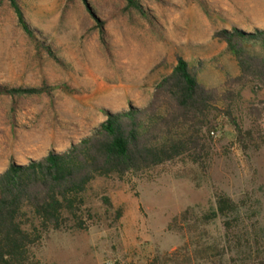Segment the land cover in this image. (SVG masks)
I'll return each instance as SVG.
<instances>
[{
    "label": "rangeland",
    "instance_id": "obj_1",
    "mask_svg": "<svg viewBox=\"0 0 264 264\" xmlns=\"http://www.w3.org/2000/svg\"><path fill=\"white\" fill-rule=\"evenodd\" d=\"M139 1L151 22L129 11L125 0H22L36 40L18 26L10 4L0 1V84L54 88L51 95L18 100L0 96V173L12 163L27 165L69 149L105 122L108 112L146 106L179 56L196 68L202 85L225 93L228 77L236 79L241 70L215 35L264 30V0ZM233 117L254 131L248 149L223 115L205 168L179 162L132 184L97 179L87 200L100 222L89 231L47 234L35 249L41 264H154L158 256L160 264L189 257L196 264V242L223 246L222 220L192 236L168 226L188 209L215 211L218 194L256 223L264 247V90L249 84L235 100Z\"/></svg>",
    "mask_w": 264,
    "mask_h": 264
},
{
    "label": "trees",
    "instance_id": "obj_2",
    "mask_svg": "<svg viewBox=\"0 0 264 264\" xmlns=\"http://www.w3.org/2000/svg\"><path fill=\"white\" fill-rule=\"evenodd\" d=\"M0 1L10 4L18 26L36 40V31L25 17L22 0ZM125 1L129 11L152 21L139 0ZM215 37L227 44L241 70L236 79L228 77L229 89L225 93L202 85L196 68L179 56L172 72L156 85L146 106L121 113L108 112L105 122L69 149L51 152L27 165L12 163L0 173V264H41L35 249L47 234L89 231L96 226L100 220L88 206L87 195L97 179L117 178L132 184L179 162L205 168L223 115L232 122L237 141L248 149L249 142L254 141V131L237 123L233 105L249 84H253L255 91L264 90V30L253 33L224 30ZM100 39L107 48L103 27ZM257 47L262 53L256 52ZM47 51L51 54L50 49ZM53 90L47 85L10 88L0 84V96L16 100L51 95ZM253 114L259 119L262 110L254 109ZM216 198L215 211L197 214L192 209L185 210L171 221L168 230L200 235L221 219L223 246L196 242V264H264V247L255 232L256 223L250 217H241V208L227 196L218 194ZM102 202L112 208L108 197H103ZM122 216L120 209L116 217L119 220ZM227 256L230 262L226 261ZM159 261L158 256L154 264H160ZM174 264L193 261L189 257Z\"/></svg>",
    "mask_w": 264,
    "mask_h": 264
}]
</instances>
